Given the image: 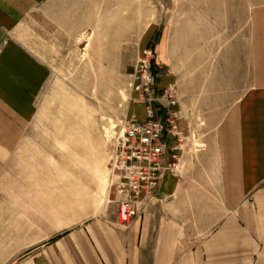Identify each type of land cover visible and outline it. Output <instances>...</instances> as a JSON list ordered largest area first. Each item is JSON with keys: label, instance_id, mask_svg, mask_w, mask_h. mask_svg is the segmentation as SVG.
I'll return each instance as SVG.
<instances>
[{"label": "crops", "instance_id": "obj_1", "mask_svg": "<svg viewBox=\"0 0 264 264\" xmlns=\"http://www.w3.org/2000/svg\"><path fill=\"white\" fill-rule=\"evenodd\" d=\"M89 12L87 0H0V264H264V1L247 53L218 51L177 92L181 142L166 141L169 171L129 226L113 180L98 196L82 188L29 130L50 62Z\"/></svg>", "mask_w": 264, "mask_h": 264}, {"label": "rangeland", "instance_id": "obj_2", "mask_svg": "<svg viewBox=\"0 0 264 264\" xmlns=\"http://www.w3.org/2000/svg\"><path fill=\"white\" fill-rule=\"evenodd\" d=\"M263 1L87 0L95 23L65 39L50 62L49 84L30 124L33 144L47 145L50 160L80 176L82 188L103 193L102 182L113 179L119 125L128 111L127 119L143 111L135 106L144 109L135 71L154 62L156 95L168 86L183 94L188 79L200 80L202 66L216 65L218 51L247 53L250 14ZM244 90L242 84L235 94Z\"/></svg>", "mask_w": 264, "mask_h": 264}, {"label": "built area", "instance_id": "obj_3", "mask_svg": "<svg viewBox=\"0 0 264 264\" xmlns=\"http://www.w3.org/2000/svg\"><path fill=\"white\" fill-rule=\"evenodd\" d=\"M152 64L146 63L134 74L135 92L144 104L145 120L126 118L113 138L111 178L121 226L130 225L138 204L151 198V192L169 171L163 162L166 141L181 142L177 91L168 86L156 95ZM173 158L176 160V155Z\"/></svg>", "mask_w": 264, "mask_h": 264}]
</instances>
